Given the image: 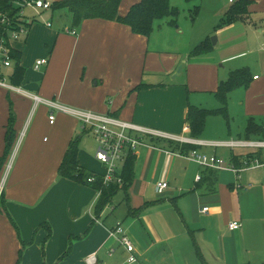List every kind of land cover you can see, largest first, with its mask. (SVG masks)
<instances>
[{"label":"crops","instance_id":"crops-1","mask_svg":"<svg viewBox=\"0 0 264 264\" xmlns=\"http://www.w3.org/2000/svg\"><path fill=\"white\" fill-rule=\"evenodd\" d=\"M140 1L122 0L119 15L126 16ZM248 1V12L240 19L258 31L231 33V40L219 37L213 45L223 55L217 64L200 62L203 56L191 58L190 52L174 46L170 33L154 37V30L145 37L129 26L101 19L73 28L67 10L65 19L56 23V13L47 12L45 19L52 26L34 21L27 36L11 43L18 58L2 68V77L20 91L0 86V160L12 113L15 131L0 171V264H87L93 254L96 264H123L126 251L109 235L118 224L132 239L141 264H264V167L238 178L230 170L202 168L167 151L187 155L196 149L224 157L227 164L241 151L229 154L220 147L147 138L152 147H139L133 154L134 181L121 190L118 208L106 211L121 191L98 217V190L59 175L70 143L79 138V166L102 177L105 166L96 160L92 134L73 116L57 111L51 124L50 107L33 97L182 138L242 139L250 119L264 121V0ZM43 59L47 63L37 69V61ZM18 67L23 78L15 85ZM243 68L250 70L253 81L248 89L230 94V125L192 137L189 106L204 108L198 106L203 96H215L220 83ZM163 181L169 188L159 194L157 185ZM205 207L209 213L202 212ZM234 221L241 227L231 231L228 224Z\"/></svg>","mask_w":264,"mask_h":264},{"label":"built area","instance_id":"built-area-1","mask_svg":"<svg viewBox=\"0 0 264 264\" xmlns=\"http://www.w3.org/2000/svg\"><path fill=\"white\" fill-rule=\"evenodd\" d=\"M237 1L228 0L230 4H235ZM12 3L17 8L16 16L8 17L0 13V86L19 92L20 90L9 85L2 77V68L12 65L11 43L27 36L30 31L29 27L34 21L39 20L48 27L52 26V23L45 19V14L51 11L52 3L47 0H12ZM71 33L77 34L76 31H72ZM46 63V59L39 60L36 63V68L39 69ZM33 97L36 102L44 103L50 107L51 113L49 119L51 124H54L56 121L55 112L57 111L73 116L80 122L83 130H87L93 135L97 143L96 160L105 166V172L102 175L104 185L118 184L122 187L123 165L128 154H135L139 147H152L150 143L146 142L147 138L165 139L173 143L179 142L182 144L220 147L233 152L241 151L243 154L238 156L242 160V166L240 167H237L233 162L227 164L224 159L216 155H209L197 150L191 151L187 155L180 152L172 153L167 151V153L185 157L202 168L230 170L238 178H240L242 172L264 167V139H237L227 142L198 141L125 122L107 114H98L62 105L54 101L43 100L37 96ZM96 179L94 175L87 181L89 184H94ZM197 180H201V176H198ZM168 188L169 183L167 181L160 182L157 185V192L163 194ZM237 188L241 189L243 187L238 185ZM1 191L2 188H0V193ZM98 192L100 197L101 191L99 190ZM202 212L209 213V208L205 207ZM240 227L241 224L238 221L228 224V228L231 231H236ZM109 235L126 251V262L123 264H141L135 253V245L122 224H118L114 229L110 230ZM110 255H114V250L110 251ZM86 263L96 264L97 254L87 257Z\"/></svg>","mask_w":264,"mask_h":264},{"label":"trees","instance_id":"trees-1","mask_svg":"<svg viewBox=\"0 0 264 264\" xmlns=\"http://www.w3.org/2000/svg\"><path fill=\"white\" fill-rule=\"evenodd\" d=\"M122 0H64L62 2H54L51 12L67 10L72 17V27L77 28L85 20L101 19L107 21H115L123 25L129 26L132 31L141 36L150 37L155 30L157 22L165 18H172L171 24H175L180 15L179 9L171 6V0H141L132 6L126 16L119 15V6ZM248 0H239L233 4L226 14L223 25H231L240 20V17L247 14ZM0 13L8 17L17 15V8L13 5L12 0H0ZM198 15V10L195 12ZM214 47L211 40L200 43L192 50L190 57H201L213 51ZM11 58L17 59L13 51ZM23 78V70L17 68L13 74V83L18 85ZM253 81V76L248 68L239 69L231 72L226 81L220 83L215 97L220 103V108L215 110L204 109L196 106H189L187 122L191 129V136L199 138L203 135L207 123V119L211 116H222L230 125L229 115V96L232 92L245 88L248 89ZM245 138L264 139V121L257 123L250 119L245 130ZM79 138L74 139L59 168V175L69 180L82 184H89L88 179L94 174L88 173L79 166ZM15 141L14 131V115L11 114L7 135H6V151L0 160V171L4 167L5 162ZM186 149V148H184ZM196 150V149H194ZM135 156L129 153L123 166L122 187L118 184L104 185L103 178L95 176L96 182L91 184L92 187L101 191L100 197L95 206L96 216H100L105 208L110 204L113 197L121 190L126 189L134 181ZM232 162L237 166H242L240 157L234 155ZM4 204V195L0 196V210Z\"/></svg>","mask_w":264,"mask_h":264},{"label":"rangeland","instance_id":"rangeland-1","mask_svg":"<svg viewBox=\"0 0 264 264\" xmlns=\"http://www.w3.org/2000/svg\"><path fill=\"white\" fill-rule=\"evenodd\" d=\"M171 6L179 9L180 11V15L176 20V23L171 24L172 18H165L164 20L158 22L156 24L154 37L159 36V33H164L163 35H168L170 33L174 46L178 47L179 50L182 49L184 52L191 53L196 46H198L200 43L207 40L208 38H210L211 41L213 37H216L218 40L219 37H222V41L225 39L231 40L233 38L231 33H255V31H258V28L241 19L233 23V28L229 27L231 25H223L224 20L226 19V14L231 8V4L227 0H171ZM197 10L198 15L195 16V12ZM64 11L65 10L55 12V23L59 19H65L68 13L66 14V12ZM177 33H183V36H180ZM258 50L259 47L258 49L256 47V51ZM222 56L223 55L219 53V50L214 51L213 49L211 53L206 54L205 56H203V58H200V60L202 59V61L200 62H203V60L205 59H209L213 60L217 64L218 58ZM226 56L228 55L225 54V57ZM194 60L197 59H192L191 61ZM219 66H221V63L219 64ZM180 68L181 67H179L178 72H180ZM186 73H188V69L187 72H182L181 77L185 79L187 77ZM197 74L198 73H195V76H197ZM228 76L226 78H228ZM203 97V101H201L198 106L211 110L216 109V107H219V102L217 101L215 96L211 94H206ZM220 124H222L223 127H226L228 125L224 117L211 116L209 118L208 123H206V130L204 131L203 135L208 130H213L214 132L218 131ZM92 136L89 137L90 143L93 145H97L94 140V137ZM240 138L246 139L245 136H242ZM171 143L175 144L173 142ZM219 150L229 152V154L230 152L232 153L231 150L225 148ZM222 158L225 160L224 157ZM123 193L124 192L121 191L117 194V196L113 200V203H111L107 208V213L111 212L109 211V209L113 210V208H118V203L123 198Z\"/></svg>","mask_w":264,"mask_h":264},{"label":"water","instance_id":"water-1","mask_svg":"<svg viewBox=\"0 0 264 264\" xmlns=\"http://www.w3.org/2000/svg\"><path fill=\"white\" fill-rule=\"evenodd\" d=\"M216 40H217V38H216V37H213V39H212V43H213V45H215ZM181 70H182V67L180 68V72H181Z\"/></svg>","mask_w":264,"mask_h":264}]
</instances>
